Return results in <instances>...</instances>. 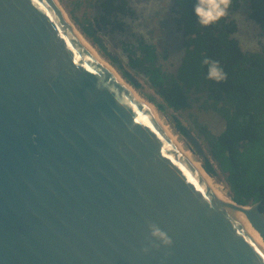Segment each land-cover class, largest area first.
Returning <instances> with one entry per match:
<instances>
[{"label":"water","instance_id":"1","mask_svg":"<svg viewBox=\"0 0 264 264\" xmlns=\"http://www.w3.org/2000/svg\"><path fill=\"white\" fill-rule=\"evenodd\" d=\"M238 214L264 239L260 202L215 194L56 0H0V264H264Z\"/></svg>","mask_w":264,"mask_h":264},{"label":"flooded vegetation","instance_id":"2","mask_svg":"<svg viewBox=\"0 0 264 264\" xmlns=\"http://www.w3.org/2000/svg\"><path fill=\"white\" fill-rule=\"evenodd\" d=\"M192 3L193 0H91L89 18L81 22L91 33L83 29V24L80 27L104 58L122 75L126 70L134 83L144 82L156 93L160 87L181 89L185 104L178 112L207 143L202 129H218L221 124L225 129V112L232 105L230 101L238 99V84L245 83V78L255 95L261 92L264 96V20L256 13L254 0H233L229 15L220 20L216 31L221 38L210 42L205 34L207 27L198 23ZM224 32L228 33L226 42H233L240 51L239 55L235 50L236 56L233 53L227 60L223 55L227 47ZM205 57L220 62L230 86L234 84L235 98L228 97L225 80L207 78V66L202 63ZM231 62L233 65L225 68ZM155 82L162 84L154 86ZM231 108L235 111V106ZM193 109L209 116L203 118ZM189 132L187 128L186 135Z\"/></svg>","mask_w":264,"mask_h":264},{"label":"trees","instance_id":"3","mask_svg":"<svg viewBox=\"0 0 264 264\" xmlns=\"http://www.w3.org/2000/svg\"><path fill=\"white\" fill-rule=\"evenodd\" d=\"M195 3L196 0H193L192 9L195 8ZM254 3L257 9L256 13H259L260 18L264 20V0H254ZM80 6L81 2L78 1L77 7ZM75 20L77 23L83 24V29L91 33L90 28L85 26L86 24L81 23L77 17ZM220 22L205 28L208 41L214 42L221 38L216 35ZM227 35L228 33L224 32V43L227 47L223 49V55L226 60L231 59L233 53L234 57L236 56L235 50L240 55L239 49L233 42H231L232 45L226 42L229 39ZM232 65V62L228 66L226 64L225 68H230ZM122 72L131 83L141 86L140 83L133 82L126 70ZM261 78L264 79V75H261ZM246 80L247 78H245V83L238 84L240 95L237 100L234 96V84L231 87L230 79L225 80L228 97L235 98V101H230L231 107L235 106V111H232L230 107L225 112L227 126L219 135L214 134L208 128L202 129L209 148V155L205 157L204 164L214 176L220 172L225 175V181L229 186V193L233 200L241 204L260 202V209L264 211V96L261 92L255 95V91L248 88ZM161 84L155 82L153 85L160 86ZM156 91L157 95L161 97V101H157L152 95H148V98L156 101L159 109L172 108L178 112L184 107L185 97L181 89L160 87L156 88ZM174 120L177 129L186 134L187 128L178 116H174Z\"/></svg>","mask_w":264,"mask_h":264},{"label":"rangeland","instance_id":"4","mask_svg":"<svg viewBox=\"0 0 264 264\" xmlns=\"http://www.w3.org/2000/svg\"><path fill=\"white\" fill-rule=\"evenodd\" d=\"M81 2V6L77 7V2ZM91 0H58L60 5L63 7V10L68 14L72 22L80 29V24L76 22L75 17L80 20V22H86V20L89 18L90 12L92 11L90 6ZM86 38L90 41V39L86 36ZM91 42V41H90ZM92 43V42H91ZM93 44V43H92ZM94 45V44H93ZM95 47V45H94ZM97 49V47H95ZM98 50V49H97ZM100 53V52H99ZM101 54V53H100ZM102 55V54H101ZM103 56V55H102ZM104 57V56H103ZM121 74V76L139 93L141 97H143L160 115V117L163 119L165 124H167L168 128L172 131L173 134L177 137L180 144L185 148V150L192 156L193 159L197 160L198 163H203L206 156L209 155V148L208 144L205 142L202 136L197 132L196 129H193L189 122L186 120V117L179 112H175L172 108H167V110H161L156 105V101L150 100L148 98V95L155 96L157 101H161L162 99L157 95V93L148 85H146L144 82H141V86H136L133 83H131L127 78H125L120 70L112 64ZM194 114H199L203 116V118L208 117V114H202L195 109L192 110ZM174 116H178V118L182 121V123L187 126L188 130H190L196 137L199 139V144L202 147L203 153L201 154L197 149L194 143L189 140L188 136L186 134H183L180 130L177 129L176 123L174 120ZM224 129V126L221 124L219 128H213L211 131L214 134H217L219 131H222ZM214 180L215 186L217 190H221L228 194L229 197V186L225 181V175L223 173H219L216 176L211 177Z\"/></svg>","mask_w":264,"mask_h":264},{"label":"clouds","instance_id":"5","mask_svg":"<svg viewBox=\"0 0 264 264\" xmlns=\"http://www.w3.org/2000/svg\"><path fill=\"white\" fill-rule=\"evenodd\" d=\"M232 3L233 0H196L194 10L198 23L206 27L217 23L229 15ZM202 63L207 66L208 79L215 80L216 82L227 79V73L223 70L219 61L205 57ZM149 228L150 236L155 238L152 241L154 246L159 247V245L155 244V240H159L164 245H171L173 243L168 233L161 229L159 225L150 223ZM144 250L148 251L149 249L145 248Z\"/></svg>","mask_w":264,"mask_h":264},{"label":"bare ground","instance_id":"6","mask_svg":"<svg viewBox=\"0 0 264 264\" xmlns=\"http://www.w3.org/2000/svg\"><path fill=\"white\" fill-rule=\"evenodd\" d=\"M56 2L59 4L60 8L62 9L63 13L65 14L68 22L70 25L74 28V30L77 32V34L80 36V38L84 41V43L127 85V87L132 91V93L140 100V102L156 117L160 120L162 127L165 129L167 134L170 136V138L173 139V141L177 144V146L180 148V150L184 153V155L192 162V164L195 166L197 171L201 174V176L204 178V180L207 182V184L211 187V189L217 194L220 198L232 201V199L226 194L225 192L221 190H217L214 180L211 178L213 176L207 174L205 170H203L201 163H198L197 160L193 159L192 156L185 150V148L180 144L179 140L175 136V134L172 133V131L168 128L167 124L163 121V119L160 117V115L156 112V110L143 98L139 95V93L121 76L119 71L106 59L104 58L99 51L94 47V45L91 44V42L82 34V32L79 30V28L72 22L68 14L63 10V7L60 5L58 0ZM238 219L245 228V230L248 232V234L252 237V239L264 250V239L261 237V235L252 227L251 223L241 214H238Z\"/></svg>","mask_w":264,"mask_h":264}]
</instances>
